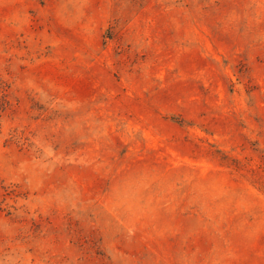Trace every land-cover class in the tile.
<instances>
[{
  "label": "rangeland",
  "instance_id": "obj_1",
  "mask_svg": "<svg viewBox=\"0 0 264 264\" xmlns=\"http://www.w3.org/2000/svg\"><path fill=\"white\" fill-rule=\"evenodd\" d=\"M0 264H264V0H0Z\"/></svg>",
  "mask_w": 264,
  "mask_h": 264
}]
</instances>
